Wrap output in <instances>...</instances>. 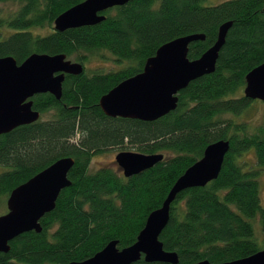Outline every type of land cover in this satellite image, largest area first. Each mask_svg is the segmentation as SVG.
<instances>
[{
  "label": "trees",
  "instance_id": "obj_1",
  "mask_svg": "<svg viewBox=\"0 0 264 264\" xmlns=\"http://www.w3.org/2000/svg\"><path fill=\"white\" fill-rule=\"evenodd\" d=\"M8 1L17 6L0 15V57L21 63L32 53L65 54L81 63L83 72L65 75L60 99L48 92L31 97L41 117L0 135V205L13 188L56 160H74L70 185L40 218L41 231L23 232L9 241L0 264H68L92 257L110 241L119 248L133 244L176 179L218 140L229 141V150L217 178L176 195L159 240L166 251L177 254V264L228 262L264 248L259 191L264 108L256 126L228 116H239L255 101L241 89L245 74L264 61V0H131L103 11L105 19L97 24L64 31L53 28L55 18L83 0L0 3ZM225 21L232 24L215 71L180 90L173 111L153 121L104 114L100 97L142 71L160 45L203 33L205 39L191 42L188 50L189 59L198 58ZM103 52L122 67L88 71L86 61ZM44 114L48 118L42 119ZM116 148L161 153L163 159L130 177L111 167L90 170L94 156ZM249 149L254 151L252 166L239 161ZM132 264L168 263L146 262L142 256Z\"/></svg>",
  "mask_w": 264,
  "mask_h": 264
},
{
  "label": "water",
  "instance_id": "obj_2",
  "mask_svg": "<svg viewBox=\"0 0 264 264\" xmlns=\"http://www.w3.org/2000/svg\"><path fill=\"white\" fill-rule=\"evenodd\" d=\"M129 1L83 0L60 13L53 28L64 31L97 24L105 19L103 11ZM231 24V21L221 23L214 43L195 59L188 58L189 45L204 40L203 33L176 37L160 45L146 59L142 71L122 80L100 97L99 106L104 114L153 121L173 111L180 90L192 80L215 71ZM82 72L83 65L65 54L32 53L21 63L12 56L0 57V135L37 121L40 113L33 108L31 97L48 92L60 99L65 75ZM243 96L264 101V61L245 74ZM228 150L227 140L208 144L202 156L176 179L162 205L148 214L133 244L119 248L117 241H110L92 257L68 264H132L142 256L146 262L177 264V254L166 251L159 240L169 221L170 205L179 192L205 186L216 179ZM162 159L161 153L120 151L115 155L126 177L139 174ZM73 163L70 157L58 159L11 190L6 199L7 211L0 215V252H7L9 241L19 234L41 231L40 218L54 208L60 191L70 185L68 172ZM195 264L215 263L203 260ZM217 264H264V248L247 257Z\"/></svg>",
  "mask_w": 264,
  "mask_h": 264
},
{
  "label": "rangeland",
  "instance_id": "obj_3",
  "mask_svg": "<svg viewBox=\"0 0 264 264\" xmlns=\"http://www.w3.org/2000/svg\"><path fill=\"white\" fill-rule=\"evenodd\" d=\"M222 0H210L211 3H218ZM16 3L8 1V2H1L0 3V15H4L8 11H12L16 7ZM41 32L43 30H40ZM43 32H46L43 31ZM70 60L74 61L72 57L69 58ZM123 65V64H122ZM122 65L118 64V62L115 60L113 56H111L108 53H101V55L96 57H90L88 61L85 63V68H87L88 71L92 70H117ZM241 94H243V88L241 89ZM263 103L260 100H255L252 102L243 113H241L239 116H233L228 115L229 117L234 118L237 121H245L249 123L251 126H256L260 123L262 119V113H263ZM49 114H44L42 116V119L48 118ZM41 117V116H40ZM118 149H112L108 152H103L101 154H98L92 158L91 164H90V170L94 171L97 168L100 167H111L113 169L120 170L118 165L116 164L114 157L117 154ZM239 161L244 163L246 166H252L255 163L254 159V151L253 149L247 150L244 154L241 155ZM259 191H260V197L262 205L264 206V167L261 168L260 174H259ZM6 203L4 201L3 204L0 205V214H2L4 211H6ZM255 224V230L260 233L259 230V224H257V221ZM14 264H25L20 262H15ZM48 264V263H47Z\"/></svg>",
  "mask_w": 264,
  "mask_h": 264
},
{
  "label": "flooded vegetation",
  "instance_id": "obj_4",
  "mask_svg": "<svg viewBox=\"0 0 264 264\" xmlns=\"http://www.w3.org/2000/svg\"><path fill=\"white\" fill-rule=\"evenodd\" d=\"M65 79V78H64ZM7 211V210H6ZM6 211H4L2 214H4ZM1 215V214H0Z\"/></svg>",
  "mask_w": 264,
  "mask_h": 264
}]
</instances>
